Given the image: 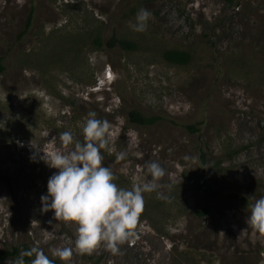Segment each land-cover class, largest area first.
<instances>
[{"label":"rangeland","instance_id":"rangeland-1","mask_svg":"<svg viewBox=\"0 0 264 264\" xmlns=\"http://www.w3.org/2000/svg\"><path fill=\"white\" fill-rule=\"evenodd\" d=\"M141 8L153 15L135 32ZM167 50L191 59L170 63ZM0 58V253L38 246L55 264H264V232L247 223L264 196V0H0ZM133 110L159 119L132 124ZM89 112L110 124L102 163L119 186L151 179L146 162L166 170L158 191L169 199L144 194L137 237L119 254L81 252L77 226L41 210L58 170L30 143L62 148L63 131L84 142ZM200 177L212 192L188 183ZM57 248L70 256L52 257Z\"/></svg>","mask_w":264,"mask_h":264},{"label":"clouds","instance_id":"clouds-1","mask_svg":"<svg viewBox=\"0 0 264 264\" xmlns=\"http://www.w3.org/2000/svg\"><path fill=\"white\" fill-rule=\"evenodd\" d=\"M152 15L146 8L139 9L130 28L135 32L146 31ZM109 129L107 120L98 119L95 112H89L82 128L84 142L76 139L71 131H63L59 134L62 148L44 151L30 143L36 153H42L40 160L58 170L47 181V194L40 198L41 210H54L55 218L77 226L75 246L81 252L90 253L103 245L113 254H119V245L137 237L144 194L156 192L158 199H169L158 191L162 187L158 181L165 176L166 170L156 161L146 162L144 166L151 179L141 180L134 176L131 188L115 182L117 177L113 170L102 163L101 150L109 143ZM56 140L53 136L48 140L49 145L54 146ZM125 155L121 152L117 158L123 160ZM247 223L264 232V196L251 205ZM69 256L68 248H57L52 252V257L61 260ZM24 257H32L30 264H55V259L38 246L22 250L12 264H25Z\"/></svg>","mask_w":264,"mask_h":264},{"label":"trees","instance_id":"trees-1","mask_svg":"<svg viewBox=\"0 0 264 264\" xmlns=\"http://www.w3.org/2000/svg\"><path fill=\"white\" fill-rule=\"evenodd\" d=\"M231 1V0H230ZM32 17H33V10L30 11L25 29L28 30L31 27L32 23ZM113 42V43H112ZM110 44L112 46L120 45L122 48L127 50H133L135 51L137 49V46L135 43L125 41V40H119L113 37V39L110 41ZM163 57L166 61L173 63V64H179V65H185L189 63L191 56L182 51L177 50H167L164 52ZM5 71V65L3 63V59L0 58V73H3ZM158 117H148L141 113L140 111L133 110L128 113V120L132 124H137L141 126H148V125H154L158 121ZM187 129L191 131H198L195 126H188ZM1 179L5 182V184L11 189V178L8 175H2ZM188 183L193 185L196 189L202 192H212V187L207 181L205 177H200L198 179H188ZM215 193V192H214ZM232 197L238 198L242 200L243 202H246L247 200L245 198H240L237 195H233ZM207 208H205V211ZM20 250L19 248H14L11 252H2L0 253V263L5 261L10 256H19Z\"/></svg>","mask_w":264,"mask_h":264}]
</instances>
